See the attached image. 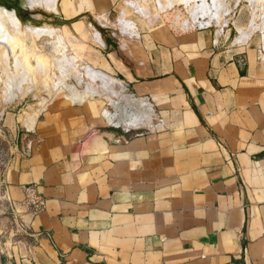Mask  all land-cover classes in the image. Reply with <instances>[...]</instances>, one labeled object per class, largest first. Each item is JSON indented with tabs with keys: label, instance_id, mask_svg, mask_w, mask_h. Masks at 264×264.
I'll return each instance as SVG.
<instances>
[{
	"label": "crops",
	"instance_id": "1",
	"mask_svg": "<svg viewBox=\"0 0 264 264\" xmlns=\"http://www.w3.org/2000/svg\"><path fill=\"white\" fill-rule=\"evenodd\" d=\"M126 3L73 39L102 95L3 113L0 264H264V41Z\"/></svg>",
	"mask_w": 264,
	"mask_h": 264
},
{
	"label": "rangeland",
	"instance_id": "2",
	"mask_svg": "<svg viewBox=\"0 0 264 264\" xmlns=\"http://www.w3.org/2000/svg\"><path fill=\"white\" fill-rule=\"evenodd\" d=\"M85 1L82 0V12L76 18L74 13L68 14L64 0H57L53 11L39 4L33 9L26 8L20 0L2 1L5 8L17 11L24 24L51 33L40 34V37L22 27L23 33L18 35L7 24L12 37L8 36L11 39L3 43L0 41V124L3 113L12 108L17 112L28 108L43 109L59 100L81 102L102 95L100 87L107 88L103 77L85 65L84 53L75 52L83 47L76 46L73 39L82 35L86 26L97 32L116 27L126 2L136 9L152 7L158 13L172 10L181 23L195 29L233 27L239 19L244 28L256 32L264 41V0H107L105 6L98 8L104 12L98 15L100 19L86 10ZM106 14L110 15L109 19L105 18ZM97 80H103V84ZM8 141V136L0 134V175L10 159Z\"/></svg>",
	"mask_w": 264,
	"mask_h": 264
},
{
	"label": "bare ground",
	"instance_id": "3",
	"mask_svg": "<svg viewBox=\"0 0 264 264\" xmlns=\"http://www.w3.org/2000/svg\"><path fill=\"white\" fill-rule=\"evenodd\" d=\"M20 1H21L22 5H24L26 8L33 9L35 7V4H39V5H42V6H47L48 9H51L52 11L55 10L56 3H57V0H20ZM16 12L13 9L5 8L3 6V4H1V2H0V41L2 43L4 42V40L7 41L9 39L8 36L12 37L11 34L9 35L10 32H9V29L7 28V24H8V27L11 26L10 28L15 29V31L18 33V35L23 33L22 27H24V29H25V27L29 28L32 32L35 33V35L36 34H38V35L42 34L43 35V33H47L48 34L49 32L51 33V31L48 32L46 30L44 32H42L43 28H41L42 29V31H41V29L37 28V26H31L29 24H27V25L24 24L23 22H21L19 16H17L18 13L16 14ZM3 18L4 19L6 18L7 19L6 21H8V23L6 21H4ZM15 35H17V34H15ZM42 35H40V37ZM14 40L15 39L13 38V42H16V44H18V42L14 41ZM12 44H11V48L13 47ZM14 46H15V44H14Z\"/></svg>",
	"mask_w": 264,
	"mask_h": 264
},
{
	"label": "built area",
	"instance_id": "4",
	"mask_svg": "<svg viewBox=\"0 0 264 264\" xmlns=\"http://www.w3.org/2000/svg\"><path fill=\"white\" fill-rule=\"evenodd\" d=\"M24 192L26 195L24 203L32 213L38 214L45 208V201L43 197L38 194L35 187H24Z\"/></svg>",
	"mask_w": 264,
	"mask_h": 264
},
{
	"label": "water",
	"instance_id": "5",
	"mask_svg": "<svg viewBox=\"0 0 264 264\" xmlns=\"http://www.w3.org/2000/svg\"><path fill=\"white\" fill-rule=\"evenodd\" d=\"M2 1H3V0H0L1 3H2ZM60 22H62V21H60Z\"/></svg>",
	"mask_w": 264,
	"mask_h": 264
}]
</instances>
